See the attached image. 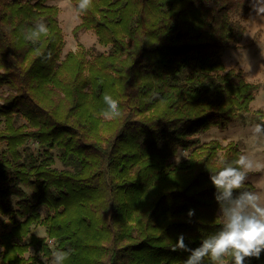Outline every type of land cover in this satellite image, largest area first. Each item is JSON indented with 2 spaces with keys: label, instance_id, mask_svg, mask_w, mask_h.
<instances>
[{
  "label": "trees",
  "instance_id": "1",
  "mask_svg": "<svg viewBox=\"0 0 264 264\" xmlns=\"http://www.w3.org/2000/svg\"><path fill=\"white\" fill-rule=\"evenodd\" d=\"M55 1L0 0V262L44 264L31 249H58L65 264H183L179 234L195 248L221 227L210 174L242 155L198 136L242 118L260 88L221 59L251 0H92L72 34L91 31L107 51L78 42L63 57ZM41 21L48 34L26 40ZM105 94L119 101L114 120L99 115Z\"/></svg>",
  "mask_w": 264,
  "mask_h": 264
},
{
  "label": "clouds",
  "instance_id": "2",
  "mask_svg": "<svg viewBox=\"0 0 264 264\" xmlns=\"http://www.w3.org/2000/svg\"><path fill=\"white\" fill-rule=\"evenodd\" d=\"M92 0H77L76 11L86 13ZM252 10L257 16H264V2L251 0ZM47 25L41 21L27 29L25 39L36 41L48 34ZM105 108L99 113L104 120H114L121 115L119 101L110 94L103 96ZM250 139L255 148L264 142V123L250 128ZM222 167L209 180L215 189L214 200L218 205L221 227L218 231L203 238L199 246L189 247L184 234H179L172 251L187 253L183 264H203L205 258L210 264H245L246 260L260 259L264 253V194L242 190L248 174L264 170V162L251 154H242L232 163L222 161ZM195 210L187 212L189 218ZM70 251L53 250L50 264H65Z\"/></svg>",
  "mask_w": 264,
  "mask_h": 264
},
{
  "label": "rangeland",
  "instance_id": "3",
  "mask_svg": "<svg viewBox=\"0 0 264 264\" xmlns=\"http://www.w3.org/2000/svg\"><path fill=\"white\" fill-rule=\"evenodd\" d=\"M51 4H56L59 7L58 20L64 36L62 57L69 51H76L78 42L81 43L91 55L107 51L106 48L100 47L97 44V39L91 31L80 32L78 41L74 39L72 31L80 23V18L71 0H57ZM234 17L238 18L237 16ZM243 20L246 32L239 46L234 49L222 51L221 59L225 71L230 69L242 70L246 79L249 82L260 84V88L253 102L250 104L249 112L245 113L242 118L229 125L224 130L213 127L206 133L200 134L198 137L202 143H206L210 140H216L222 145L230 141L236 142L242 154L254 155L264 162V142H260L254 148L253 141L250 139V128L255 125L252 121V114L258 109H264V16H257L254 12L247 15ZM3 91H5V89ZM2 127L3 123L0 121V129H2ZM26 149L34 153L37 151V145L33 142H29L26 145ZM183 156H185V153L182 152L178 154L177 158L174 160ZM57 165L59 164L57 163ZM247 181L255 186V192L264 194V170L249 173ZM5 226H8L7 218L0 216V234L3 232ZM32 232L38 237L46 236L45 230L42 227L34 228ZM47 240L48 238L46 242ZM29 255H35L44 264H50L51 256L46 258L42 255H38L33 249H31Z\"/></svg>",
  "mask_w": 264,
  "mask_h": 264
},
{
  "label": "built area",
  "instance_id": "4",
  "mask_svg": "<svg viewBox=\"0 0 264 264\" xmlns=\"http://www.w3.org/2000/svg\"><path fill=\"white\" fill-rule=\"evenodd\" d=\"M47 243H48L49 245H53V240H52V239H48V240H47Z\"/></svg>",
  "mask_w": 264,
  "mask_h": 264
}]
</instances>
